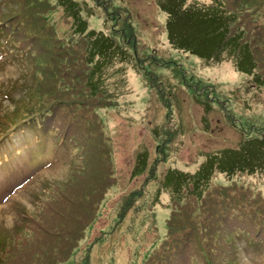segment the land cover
Returning <instances> with one entry per match:
<instances>
[{"label":"rangeland","instance_id":"obj_1","mask_svg":"<svg viewBox=\"0 0 264 264\" xmlns=\"http://www.w3.org/2000/svg\"><path fill=\"white\" fill-rule=\"evenodd\" d=\"M43 1L6 0L3 6L0 4V14L6 11L7 16H10L9 9L22 14L25 21L27 20L24 24L27 32L34 25L43 43V50L37 54L40 66L37 68L36 65L34 81L29 64H26L23 57L21 59L16 56L27 55V50H18V46L12 44V40L16 41L14 37L2 31L9 34L10 38H7L8 44H5L4 49L0 46V112L12 108L20 109L22 105L30 103L29 98L35 101L36 96L45 90L46 94L54 91L59 99L73 102L72 112L81 125L67 132V141L63 146L77 149L83 171L77 180L65 188H59L61 194L52 199L53 205L57 204L54 207L55 212L47 210V217L38 222V229L42 232L39 234L38 230V236L32 242L24 244L17 257L14 256L17 249L10 235L14 231L9 228L23 216L22 212L28 213V209H34L33 204L36 202L32 200L40 185L49 190L58 188L57 179L69 168L64 167L68 163V156L56 153L39 174L32 171V178L28 182L16 190L17 184L11 189L10 196L6 194L1 199L2 262L11 261L12 256V264H22V261L28 259L35 260L37 257L32 256L36 255L35 251L27 253L28 255L26 252L45 242L55 244L50 233L60 231L63 227V222H56L60 211L57 210L58 205L66 195L72 199V206L78 208L79 197L91 182L96 193L95 197L92 195L93 201L90 200L85 218L75 219L77 226L67 235L68 242L63 249L60 246L58 248L62 251L56 250L52 256L45 257L43 264H152L161 244L169 237L174 239L179 236L178 230L189 226H194L198 236L204 243L209 244L204 230L209 228L207 224L211 225L219 219V208L213 206V202L220 198L212 202L210 210L213 211V218H216L209 220L204 206L196 204L197 199L192 194H188L191 199V212L188 214L185 211L189 206L182 209L176 203L177 200L166 193V189H158L157 181L168 169L190 171L196 166L191 165L192 160L203 162L207 155L219 149L236 147L241 136H244L240 122L246 131L250 127L258 129L256 133L252 129L248 131V136L264 135V86L258 89L249 88L246 101L235 99L227 103L222 99L216 102L212 99L206 100V90L214 97L223 93L227 95L233 90V97L244 94L245 88L241 87L237 91L235 85V82H241V75L234 71L230 63H205L183 52V49L176 50L172 47L165 28L169 15L167 10H161L158 5L162 0H71L75 7L66 3V0H46L48 3L45 6L39 4ZM223 1H226L228 9L238 2ZM212 2L213 0H183L184 7L193 4L210 5ZM253 4L254 2L249 1V10H243L245 7L242 4H236L234 8H237L235 10L238 13L243 10L242 17L246 20L242 19L241 24L247 32L253 52L260 59L261 66L257 72L264 77V0L259 6ZM240 6L242 7L239 9ZM45 8L47 12H43ZM101 36L114 40L111 49H107ZM3 37L0 36V45ZM125 37L127 41L124 40ZM89 67L90 91L98 92L111 101L110 105L94 111L100 121L95 131H88L95 123L93 114H84L83 109L79 112L80 108L85 107L84 98L79 96L78 91L69 89L72 87V80L81 82ZM250 78L252 77H248ZM14 83L20 84L21 88L16 87L18 89L13 91L8 89L13 98L12 103L3 96L6 94L4 87ZM60 88L66 92L61 93ZM196 90L201 93L197 95ZM45 97L47 96L41 95L39 99ZM98 99L101 101L100 97ZM100 101L87 104L93 108ZM21 110L27 117L30 113L29 120H36L46 112L43 109L42 114L33 115L32 108ZM25 123L26 119L23 121V117L17 123L9 120L5 131L0 133L16 135V145L10 139L8 141L21 149L19 156L37 145L33 134L21 132L28 128ZM9 127L13 130H7ZM74 130L80 131L83 136L78 146L69 139V135H78L79 132L72 133ZM10 131L13 132L10 134ZM27 136L30 141L23 146L22 142ZM51 140L54 143L55 137ZM14 147L7 142L0 150V154L6 148L8 151L5 166L16 162V157L13 156ZM45 149L46 145L42 149L43 154H46ZM38 152L36 149L33 151ZM242 154L243 150L232 153L234 158L241 159ZM244 154L247 158V151ZM250 154L257 156L258 148L252 147ZM36 161L39 162V157ZM137 164L138 170H135ZM245 164L243 162L239 166ZM103 166L104 180L98 187L94 182L97 177L94 172ZM106 166L111 167L115 178L110 182L107 180L109 176ZM78 169L81 170L82 167L78 165ZM141 172H144L143 175H140ZM217 173L218 171H214L207 184L205 183L209 186L206 195L218 188L217 192H221L218 202L230 199L231 203L228 205L239 203L240 208L246 212L250 207L255 209L257 204H262L264 209V169L252 166L235 169L228 174ZM93 176L95 177L92 178ZM228 195L229 198L222 199ZM255 199L257 200L253 201ZM101 203L106 207L102 208ZM225 205L223 202V206ZM72 206L67 207L70 210L67 215L71 214ZM221 206L220 204L219 207ZM65 213V210H61L60 219ZM167 225H170L168 231ZM226 226L225 222L220 225L221 234H232L231 229ZM257 229L259 233H264V227ZM63 233L68 232L65 230ZM221 234L215 232L210 248ZM22 235L23 232L19 229L16 237L20 238ZM248 242L245 238V241L239 243V249L231 241L230 245L224 244L222 249L217 245V254L213 248L211 255L213 261L219 259L218 254L222 251L225 259L220 260L227 264H264V253L252 249ZM88 244L92 246L90 258L85 252L89 248ZM80 246L83 247L82 251L78 250ZM188 254L190 253H186L185 257ZM191 254H195L193 249ZM180 263L182 262L172 264Z\"/></svg>","mask_w":264,"mask_h":264},{"label":"trees","instance_id":"obj_2","mask_svg":"<svg viewBox=\"0 0 264 264\" xmlns=\"http://www.w3.org/2000/svg\"><path fill=\"white\" fill-rule=\"evenodd\" d=\"M5 1L6 0H0V4H2L3 6ZM66 1V3H71L72 7L76 6L74 3H72L71 0ZM249 1L254 2L253 6H255L256 4L259 6V3L262 2V0H244L243 2H241V0H238L236 4H242V6L245 7L243 10H249ZM225 2L223 0H213L210 5L202 4L196 6V4H193L191 6L184 7L183 0H162L158 5L161 10H167L169 15V19L166 23L165 28L172 47H174L176 50L183 49V52H186L196 57L197 59L204 61L205 63H230L233 66L234 71L237 74L241 75L239 76V80L241 82H235V85L237 91H240L241 87H244V94H240L238 95V97H233L231 94L232 92H234L233 90L231 93L228 92L227 95L223 93V95L221 94V96L217 94L218 97H214L211 95V92L209 90H206L204 98L206 100L212 99L215 102L219 101L218 99H222L227 103H230L235 99H242L246 101V94L250 93L249 88L258 89L264 86V77L257 72V70H259V66H261V62L260 59H258V57L256 56L255 52H253V49L251 48V45L248 42L246 36L247 32L245 28L242 27V19L246 20V18L242 17L243 10L242 13H238L235 10L237 8H234V5L236 4H232V7L230 6V8L228 9ZM47 3L48 2L46 0H44L43 3L39 2V4H44V6ZM242 6L238 8L240 9ZM159 7L158 10H160ZM47 8H45L43 12H47L48 10L45 11ZM8 11L11 12V14H9L10 16H7L6 11L0 14V33L6 36L7 33H3L2 31L8 32L16 40H12V43L13 45L18 46V50L20 49L22 52L23 48L27 50V55H25V58L27 59V62L31 68V73L35 81L36 65L37 68L40 66L37 54H39L43 50L41 48V44H43L42 38L34 25H31V29L29 30V32H27V28L24 27V24H26L27 20L25 21L22 14L11 11L10 9ZM40 27H42V25H40ZM126 37L128 38V36ZM126 37L124 39L125 41H127ZM100 38L104 40L107 49H111L113 47L114 40L103 36H101ZM33 67H35V69H32ZM90 71L91 67H89L88 71L85 72L84 78L82 77L81 82L72 80V87L69 89L78 91L80 93L79 96L81 98H84L85 103L83 104L85 107L80 108L79 112L83 109L84 114H93V118L95 120L93 121L95 123L90 127V129H88V131H95L100 121L98 119V116L95 115L94 111L98 110V108L100 107L110 105L111 101L104 98L98 92L93 93L90 91ZM250 76L252 77L250 78L251 81H249L250 79H248V77ZM59 90L63 94L64 92H66L61 90V88ZM46 91L47 90L38 94L35 101L29 98L30 103H26L22 105L20 109H16L11 112L9 117L7 115L1 117L0 126H6L9 120L12 123H17L18 120L23 117V121L26 119L25 126L31 127L33 129L38 128L45 134H50L51 137H55L61 142L67 141V132H69L73 128L77 129L81 125V122L76 119V117H74V114L72 112L71 107L73 105V102L68 103L67 100L59 99L56 95V92L54 91H50L49 94H46ZM195 93L198 95L201 92L196 90ZM25 95L27 94L25 93ZM41 95H46L47 97L41 100L39 99ZM98 97L101 98V101L98 99ZM99 101L101 103L97 104V106H93V108L89 103L87 104V102ZM208 107L209 106H207V108ZM24 108H32L31 114L33 115L42 114L43 109H45L46 112L36 120H29L28 117L30 116V113H28L27 117L24 111L21 110ZM66 109L68 110L66 111ZM239 126L243 129L244 136H241V139L237 142L236 147L219 149L216 152L207 155L203 162L192 160L191 165L196 166L193 167L190 171L183 169L182 172L178 171V169L166 170L162 177L157 181L158 189H160V191L166 189V193L171 194V197L177 200L176 203L180 205L182 209L189 206L185 211L188 214L191 212V199L188 194H192L193 198L197 199L196 204L199 203L200 207L204 206L203 209L209 216V220H211V218L212 220H214L216 217L213 218V211L210 210V208L212 207V202L216 198L221 199V192H217V188L213 193L209 192L206 195L207 191L209 190V186L206 185L207 180L214 173V171H218V173L228 174L235 169H241L243 167L253 166L258 167L259 169H264V135H261V137H250L246 133L251 129L252 132H258V129L256 127H250L247 129L248 131H246V128L243 126L242 122L239 123ZM7 130H13V128H9ZM4 131L5 130L1 131V133H3ZM11 132L13 131H10L9 133ZM77 132L79 133L76 136L69 135V139H71V141L75 143L76 146H78V144H80L83 139L80 131L74 130L72 133L75 134ZM59 133L62 135H57ZM4 136L7 135H0V137ZM79 140L80 142H77ZM246 143L248 144L246 145ZM252 147L258 148L257 156H252L250 154V149ZM241 150H243L242 159L241 157L234 158L232 153ZM245 151H247V158H245ZM77 157L79 156L77 155ZM243 162L246 164L243 166H239L240 164L242 165ZM106 170L108 171L107 175L109 176L107 180H109V182L111 180H114L115 178L113 177V171L111 167L106 166ZM135 170H138V164ZM103 173L104 166L102 167V169L96 170V172H94V175L97 176L94 182L98 184V187L101 184L102 180H104L102 177ZM143 173L144 172H141L140 175H143ZM95 176H93L92 178H94ZM92 184L93 183L91 182L86 185L88 188L84 191L83 195L79 197L78 208L72 206V199L67 198L66 195L64 196V200H62V202L57 207V210H60L58 214L59 217H56V222H63V227L60 231H54L50 233L53 237L54 242L56 243L51 244L45 242L43 245H36L34 249L26 252V254L35 251L36 255L32 256H36L37 258L35 260L28 259L27 261H22V264H43L42 261L45 257H47L48 255L52 256L56 250H58L59 252L62 251L61 249H63L65 243L68 242L66 241L67 235L73 232V230L77 226L74 222L75 219L85 218L84 214L88 210L90 200L93 201L92 197H95L96 188ZM58 194H61V192ZM229 197L230 195L224 196L222 199H226ZM220 199H216L217 202H213V206H218L219 208V219H217L216 222H212L211 225L207 224L209 228L204 230L206 239L209 240V244L203 242V240L198 236V233L196 232L194 226H189L187 228L182 227L177 232V234H180L179 236L175 237L174 239H170L169 237L167 241L161 244V246L159 247L161 251L159 249L157 250V257L154 258L155 260H153L152 264H172L174 262H179L185 257L186 253L191 254L192 249L198 256L194 260V264H198L201 260L202 261L199 264H216L219 262V259H225V253L221 251L218 254L219 259L213 261L211 256L213 248L214 252L217 254V245H219L221 249L224 248V244L230 245V241H232L230 237L236 238L238 241H245V238H247L250 244L252 243L254 245H262L261 247L264 251V237L262 236L264 233H259L258 229L256 230V228L264 227V209L261 207L262 204H257V207L255 209L250 207L251 209L248 208V212H246L240 208L239 203L228 205L231 203L230 199L222 200L226 204L225 206H223V202H218V200ZM256 200L257 199L253 201ZM220 204L222 205L221 208L219 207ZM56 205L57 204L53 205V201L50 198L48 200V203L46 204L45 210L41 211L37 220L42 221L45 217H47V210H50V212H55L54 207ZM70 205L72 206L71 214L67 215L70 212L67 207H69ZM101 205L102 208L106 207V205L104 206V203H101ZM171 205L176 206V204L174 203H171ZM254 205L256 206V204ZM61 210H65L66 212V215L62 216L63 221L62 219H60ZM169 217H171V213ZM223 222H225V225H227L229 229H231L232 234H229L227 232L221 234L220 225ZM169 227L170 225H167V231ZM38 230L39 229L37 222V224H35L34 231L38 232ZM65 230H67L68 233H63V231ZM217 231L220 232L221 235L218 238V241L214 242L213 247L210 248V243L212 242L211 240L214 239V234ZM41 232L42 231L39 230V234ZM81 232H83V229ZM87 243L88 242H86L85 244L87 245ZM204 244L205 246L203 247ZM59 246L61 247V249H58ZM90 246L91 244H88L89 248L85 249L88 258L92 256V249H90ZM82 249L83 247L80 246L78 250L82 251ZM74 251L75 249L73 250V252ZM70 253L68 255H70ZM190 254L185 257L186 260H188ZM14 256L17 257V254H15ZM14 256H12V260L6 262V264H12L14 261ZM49 264L55 263L50 262Z\"/></svg>","mask_w":264,"mask_h":264}]
</instances>
